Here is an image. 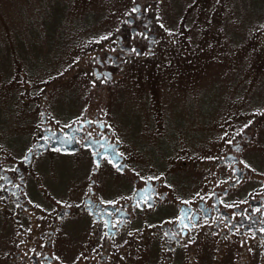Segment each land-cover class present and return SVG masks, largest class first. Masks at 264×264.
Instances as JSON below:
<instances>
[{"label": "flooded vegetation", "instance_id": "flooded-vegetation-1", "mask_svg": "<svg viewBox=\"0 0 264 264\" xmlns=\"http://www.w3.org/2000/svg\"><path fill=\"white\" fill-rule=\"evenodd\" d=\"M162 5L134 0L112 47L82 67L92 100L31 86L32 140L22 135L20 159L0 152V264H137V253L146 264H264V109L232 112L218 135L166 142L175 162H144L103 104L127 71L157 61Z\"/></svg>", "mask_w": 264, "mask_h": 264}, {"label": "rangeland", "instance_id": "rangeland-1", "mask_svg": "<svg viewBox=\"0 0 264 264\" xmlns=\"http://www.w3.org/2000/svg\"><path fill=\"white\" fill-rule=\"evenodd\" d=\"M133 1L0 0L2 154L20 159L22 135L32 140L31 86H73L83 104L92 100L93 83L80 75L82 67L94 52L112 47ZM162 3L157 18L167 31L157 61L134 66L128 81L103 97L128 125V140L144 151V162L168 156L170 151L161 153L166 142L169 147L189 135H218L238 109H264V0ZM170 154L168 161H177ZM130 243L127 250L134 252L136 241ZM135 258L146 264L145 254Z\"/></svg>", "mask_w": 264, "mask_h": 264}]
</instances>
